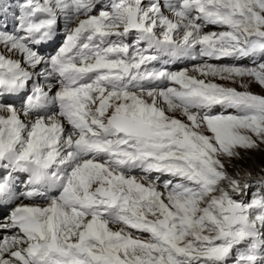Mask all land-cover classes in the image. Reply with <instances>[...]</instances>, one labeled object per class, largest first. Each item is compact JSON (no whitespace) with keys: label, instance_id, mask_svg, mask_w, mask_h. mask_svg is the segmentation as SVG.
I'll list each match as a JSON object with an SVG mask.
<instances>
[{"label":"snow or ice","instance_id":"1","mask_svg":"<svg viewBox=\"0 0 264 264\" xmlns=\"http://www.w3.org/2000/svg\"><path fill=\"white\" fill-rule=\"evenodd\" d=\"M253 83L264 0H0V264H264Z\"/></svg>","mask_w":264,"mask_h":264},{"label":"rangeland","instance_id":"2","mask_svg":"<svg viewBox=\"0 0 264 264\" xmlns=\"http://www.w3.org/2000/svg\"><path fill=\"white\" fill-rule=\"evenodd\" d=\"M147 2H148V0H145V3H147ZM219 30L220 29L218 27L217 28L208 27L204 31L205 32H215V31H219ZM200 62H202V61L191 62V63H188L187 65L189 68H191L193 63H200ZM251 64H252V62L249 59L244 58L243 64L239 65V66H251ZM214 82L220 83V84H226L228 86H233V85H231V82H228V81L215 80ZM236 86L238 87V85H236ZM240 90H242V89H240ZM250 90L255 94L264 95V89H261L255 83L250 85ZM240 151H241V155H242L243 159L241 161H239V163L242 164L246 169L259 171L260 168L264 167V146H261L259 149H255V150H248V151L240 150ZM229 171L231 172L232 169L229 168ZM137 176H139V175H137ZM25 203H27V201H25Z\"/></svg>","mask_w":264,"mask_h":264}]
</instances>
